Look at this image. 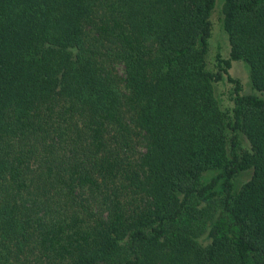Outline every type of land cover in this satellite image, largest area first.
I'll list each match as a JSON object with an SVG mask.
<instances>
[{"label":"trees","instance_id":"trees-1","mask_svg":"<svg viewBox=\"0 0 264 264\" xmlns=\"http://www.w3.org/2000/svg\"><path fill=\"white\" fill-rule=\"evenodd\" d=\"M216 3L0 0V264H264V0L210 69Z\"/></svg>","mask_w":264,"mask_h":264},{"label":"rangeland","instance_id":"rangeland-1","mask_svg":"<svg viewBox=\"0 0 264 264\" xmlns=\"http://www.w3.org/2000/svg\"><path fill=\"white\" fill-rule=\"evenodd\" d=\"M220 6H221V0H217L216 7L211 15V23H212V35L209 40V48L207 53V62L210 67V69H214V56L219 51L223 58L228 57L229 47H228V41L227 36L222 30L221 26V15H220ZM229 74L239 80L242 91L244 93L251 92V83L249 79V71L248 67L242 63V62H234L232 64L231 69L229 70ZM230 85L227 83H221L217 86L216 93L220 97V99L223 101L225 106L230 105L228 102V96L227 91L229 90ZM139 151L142 152V145L139 144ZM210 174L205 175L204 180H208L210 178ZM249 176L246 174L242 176V182L247 180Z\"/></svg>","mask_w":264,"mask_h":264}]
</instances>
